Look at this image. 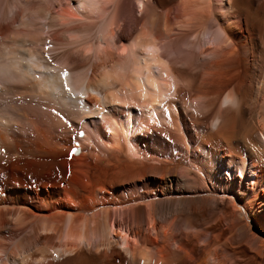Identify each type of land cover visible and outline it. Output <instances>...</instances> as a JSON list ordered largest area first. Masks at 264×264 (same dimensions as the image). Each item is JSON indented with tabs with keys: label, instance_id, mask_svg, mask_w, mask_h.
Wrapping results in <instances>:
<instances>
[{
	"label": "bare ground",
	"instance_id": "6f19581e",
	"mask_svg": "<svg viewBox=\"0 0 264 264\" xmlns=\"http://www.w3.org/2000/svg\"><path fill=\"white\" fill-rule=\"evenodd\" d=\"M23 3L0 0V44L26 50L0 51V92L32 80L69 126L52 161L7 133L0 264H264V0Z\"/></svg>",
	"mask_w": 264,
	"mask_h": 264
},
{
	"label": "rangeland",
	"instance_id": "374dc122",
	"mask_svg": "<svg viewBox=\"0 0 264 264\" xmlns=\"http://www.w3.org/2000/svg\"><path fill=\"white\" fill-rule=\"evenodd\" d=\"M20 1H22V3L23 2H25L26 3V1L27 0H20ZM56 1V8H57V5H58V8L61 6H66V7H70V8H72L73 9V7H72V5H73V3H75L77 0H61L60 2H58V0H55ZM25 3H23V5H25ZM54 4H55V2H54ZM21 5V4H20ZM23 5H21L20 6V12H22L21 14V16H18V18L19 19H17V22H15L14 24H12V28L14 29V28H23L24 26H25V24L24 23H26V24H28V22H29V20L31 21V20H33V18H32V15H34V13H33V11H35L37 8H31L30 10L28 9V11L26 10L25 12L26 13H24V11H22V10H25V9H27V8H25L26 6H23ZM37 5H39V4H37ZM22 7H24V8H22ZM52 7H54L53 5H52ZM15 11H16V9H15ZM14 11V12H15ZM139 14V13H138ZM53 16H55V13L53 12ZM34 17V16H33ZM49 20H46V22L45 23H47ZM1 24V23H0ZM5 23L4 22H2V25H4ZM45 37H47V36H45ZM62 37V36H61ZM48 38V37H47ZM0 43H2V41H0ZM11 46H10V45ZM6 44L5 43H3V44H0V51L2 50V52H4V53H6V50H7V52H9V54L10 53H13L14 52V55L15 54H17V55H19L20 53V55H22V53L23 54H25L26 53V50H24L23 48H19L21 51H19V49H17V47H16V45H14V46H12L13 44H11V43H7V46L8 47H6L5 46ZM10 46V47H9ZM6 48V49H5ZM7 48H10V49H7ZM12 48V49H11ZM14 48V49H13ZM45 49H51L52 47L51 46H45L44 47ZM4 50V51H3ZM9 50H11V52L9 51ZM14 50V51H13ZM16 52V53H15ZM51 52H49V53H47V56L49 57V58H51ZM6 55H7V53H6ZM11 55H13V54H10V56ZM21 64L19 65V67H22L21 65L23 64L22 63V60H20L19 61ZM18 62V63H19ZM24 62V61H23ZM16 70L17 71H20L21 70V68L18 70V68H16ZM22 71H20V73H21ZM22 78V80L21 79H19L20 80V82L19 81H14L13 83H12V88H7L6 90H4L3 92L4 93H2V92H0V110H3V111H5V112H9L10 114H9V123L7 122V123H4L3 125H1L2 127H1V129H2V132L0 133V151L2 152V153H4L3 151L4 150H6L7 149V147L6 146H4V143L3 142H8V140L9 139H12V140H9V141H11L12 142V144H13V146H15V149H17V148H19L20 146H21V148L20 149H22V151L24 150V151H28V150H33V151H36V152H39L40 151V153H44L42 150H46L45 148H48L49 146H58L59 145V138H58V136H59V134H60V132L64 129V127L66 128V127H68L69 125L68 124H64L65 122H63V120L61 119V117H59V116H56L55 117V115L54 116H52V118H50V117H48V118H50V119H53L52 120V122L50 121V119H48L47 117L45 118V116H41V114H36V112L35 111H33L32 109H30V108H35V106H36V108L38 107L39 108V103L41 102L40 101V99H42V97L40 96V92L38 91V89H36L37 87H35L36 85H34L33 87H31L32 86V84H31V81L32 80H30V81H28L27 82V80L25 79V77L23 78V76L21 77ZM23 79H24V81L26 80V82H23ZM18 82V83H17ZM15 83V84H14ZM2 82H1V85L0 86H2ZM15 86H14V85ZM24 84H29V85H24ZM21 85V86H20ZM22 85H24L23 87H22ZM96 91H99V92H96ZM94 90V92H93V94H100L99 96L101 97V98H104V91H100V90ZM30 93V94H29ZM22 94V95H21ZM103 94V95H102ZM39 102V103H38ZM29 107V108H28ZM40 108H41V106H40ZM133 109H137V108H133ZM25 110V111H24ZM160 110H161V112H163V111H165L166 110V108L164 107V105L163 104H161V106H160ZM137 112L139 111V109L138 110H136ZM27 112V113H26ZM33 112H35V113H33ZM106 113H108V112H106ZM27 114H29V115H31L32 117H30L29 115L27 116ZM11 115V116H10ZM35 117V118H34ZM55 117V118H54ZM59 117V118H58ZM94 117H96V116H94ZM247 120H245V122H242V124L241 125H239V127H237V132H241L242 130L244 131V129H246L247 128V126H248V124L251 122V119H250V115H247ZM11 118V119H10ZM32 118H34L33 120H32ZM56 118H58V119H61L60 121L57 119L56 120ZM36 119H38L39 120V123H37L38 125H37V127L38 126H40V128L43 130H41L42 132H46L45 134H48V135H45L44 133V137H45V139L43 138V139H41V141L42 140H45V141H43V142H41L40 140H38L37 138H39L37 135H35L34 134V131L31 129V121H34V120H36ZM48 121H50V122H48ZM84 119V118H83ZM13 120V121H12ZM86 120H88V118H86ZM86 120L84 119L83 121L82 120H80V121H76V122H74V125H75V129H79V128H84L85 129V125H83V124H86ZM90 120V119H89ZM16 121V122H15ZM30 121V122H29ZM46 121V122H45ZM57 122V124H56V122ZM61 121H62V123H61ZM85 121V122H84ZM217 119H215L214 120V123H217ZM28 122L30 123V125L28 124ZM81 122H83L82 123V125H81ZM18 123V124H17ZM61 123V124H60ZM9 124V125H8ZM25 124V125H24ZM45 127H44V126ZM48 125V126H47ZM55 125H57V127L55 126ZM58 125H60L61 126V128H60V126H58ZM62 125H63V127H62ZM15 126V127H14ZM17 127V128H16ZM9 128V129H8ZM26 128V129H25ZM39 128V127H38ZM39 128V129H40ZM46 128V129H45ZM55 129V130H54ZM6 130V131H5ZM8 130H10V132H7ZM31 130V131H30ZM58 130V131H57ZM80 130V129H79ZM5 131V132H4ZM56 131H57V133H56ZM4 132V133H3ZM12 132V133H11ZM32 132V133H31ZM48 132V133H47ZM6 133V134H5ZM7 133H10V136L12 137H10L9 138V134H7ZM51 133H52V135H51ZM3 134V135H2ZM25 134V135H24ZM33 134V135H32ZM2 135V136H1ZM4 135H7L6 136V138L4 137ZM30 137L29 139H28V137ZM32 135V136H31ZM35 135V136H34ZM22 136H25V137H22ZM48 136V137H47ZM76 136H77V134L76 133H72L71 134V140H73L72 141V143H74L75 142V138H76ZM17 137V138H16ZM27 137V138H26ZM3 138V139H2ZM9 138V139H8ZM14 138V139H13ZM20 138H21V140H20ZM22 138H24V139H22ZM35 138V139H34ZM47 138H49V139H47ZM240 138V137H239ZM2 139V140H1ZM4 139H6V140H4ZM19 139V140H18ZM26 139V140H25ZM33 139V140H32ZM47 139V140H46ZM28 140V141H27ZM49 140V141H48ZM239 140H241V139H239ZM25 141V142H24ZM27 141V142H26ZM48 141V142H47ZM57 141V142H56ZM18 142H20L19 144H18ZM54 143V144H50V143ZM21 143L24 145H21ZM33 143V144H32ZM42 143V144H41ZM44 143V144H43ZM47 143H49V144H47ZM57 143H58V145H57ZM47 144V145H46ZM242 144V143H241ZM29 145V146H28ZM47 147H46V146ZM19 146V147H18ZM34 146V147H33ZM40 146H42V147H40ZM23 147V148H22ZM24 147H25V149H24ZM30 147H31V149H30ZM36 147V148H35ZM43 147H44V149H43ZM242 147H243V144H242ZM241 147V148H242ZM35 148V149H34ZM38 148V149H37ZM8 149H9V147H8ZM42 149V150H41ZM245 153V152H244ZM45 155H47V156H45L43 159H45V160H49V161H52L53 159H54V154H49L48 155V153H44ZM53 156V157H52ZM51 157V158H50ZM51 159V160H50ZM5 164V163H4ZM250 178V176L249 177H247V179H249ZM106 235V234H105ZM105 238H106V241H107V239L114 245V246H116L121 252H123V255L126 257V259L127 260H131L132 259V252L130 251V249H128L127 248V246L124 244V242H123V239L122 238H120L119 236H116V235H114V234H112V233H107V235L106 236H104L103 237V239H101V241L103 240V241H105Z\"/></svg>",
	"mask_w": 264,
	"mask_h": 264
}]
</instances>
